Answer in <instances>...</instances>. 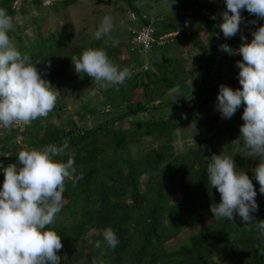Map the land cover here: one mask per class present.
I'll use <instances>...</instances> for the list:
<instances>
[{"label": "trees", "instance_id": "trees-1", "mask_svg": "<svg viewBox=\"0 0 264 264\" xmlns=\"http://www.w3.org/2000/svg\"><path fill=\"white\" fill-rule=\"evenodd\" d=\"M76 1L59 2L66 7ZM212 1L221 0L180 2V7L189 12L190 18L205 23L210 36L201 50L203 61L199 67L198 83L194 69L188 70L186 62L177 57L153 62L152 71H143L140 54L131 49V43H126L128 56L120 63L130 69L131 78L123 85L110 88H102L98 84L99 91H110L105 105L111 110L126 105H132L131 108L92 126L82 123L84 119L81 114L77 121L69 118L65 125L51 122L39 125L36 123L38 118L33 121V131L40 133L36 137L29 135L24 140L35 149L48 144L58 147L66 145L61 158L64 161L73 158L75 175L81 177L75 180L74 176L75 183L73 180L65 181V206L48 226L61 237L62 248L57 252L61 256L59 264H92L94 258L102 260L103 264H264V236L253 224L245 225L235 213L233 221H230L215 218L210 211L211 206L220 202V194L214 187L210 188L207 179V166L212 156L209 152L228 156V151L222 143H214L206 135L211 131L218 133L220 128L211 125L205 130L204 139L184 152L174 150L170 138L171 131L182 124L203 122L208 103L217 93L214 88L215 75L230 62L242 60L238 51L230 46V40L218 36L215 20L211 18L214 16ZM13 2L0 0V8L13 18L14 28L9 32L10 39L22 55L29 56L33 64L37 63L38 72L53 87V91L71 92L77 96L81 95L83 84L93 83L94 80L85 73H76L71 62L83 50L103 48L109 59L120 53L113 39L107 36L99 40L94 36L80 39L66 28L46 36L39 32L37 37L31 39L22 33L24 27L16 24L15 19L18 14L29 10L22 5L42 8L45 6L43 0H22L18 9L13 8ZM125 2L130 11L139 13L132 0ZM254 18L257 17L249 14L243 20ZM261 24H264V20L253 24L248 33L251 34ZM173 31L177 30H171L170 24H162V29L155 28L154 34ZM177 39L174 36L171 40ZM193 41L197 45V41ZM222 44H227L232 53L222 51ZM153 48L159 46L153 45ZM215 63L217 69H214ZM150 75L154 79L147 86L145 78ZM189 76L194 77L191 84ZM174 88L184 91L180 103L163 99L165 92ZM135 89L140 92L136 93ZM189 102L192 105L187 107ZM162 106H171L166 117L128 121L134 114ZM241 121L235 114L225 119V127L220 132L227 142L236 136L239 142H244L243 137L239 136ZM5 131L14 133L17 128L8 127ZM145 136L154 140L155 148L147 150L144 145L137 157L131 158V146L142 142ZM3 141L0 146L3 152L0 167L18 164L14 152L18 146L15 135L4 136ZM260 160H264V157L257 154L233 159L236 170H242L249 176L257 192L255 200L258 209L252 213L257 221L264 220V194L259 192V184L253 173ZM176 196L179 198L176 199ZM209 219L211 221L206 228L187 234L173 246H166L183 229ZM106 228L113 229L118 237L119 244L115 249H109L103 242L102 233ZM96 241L101 242L99 249L93 246Z\"/></svg>", "mask_w": 264, "mask_h": 264}, {"label": "clouds", "instance_id": "clouds-1", "mask_svg": "<svg viewBox=\"0 0 264 264\" xmlns=\"http://www.w3.org/2000/svg\"><path fill=\"white\" fill-rule=\"evenodd\" d=\"M219 28L225 38L235 35L242 20L241 10L264 20V0H224ZM215 19V16L211 17ZM114 26L113 17L104 15L93 35L99 40ZM13 18L0 8V127L8 128L16 122L28 124L45 117L54 108L58 91L41 77L31 58L22 55L10 39ZM250 42L238 48L242 60L239 69L238 89L221 84L215 109L223 119L231 118L243 103V124L239 136L246 146L259 157H264V24L251 33ZM242 41L246 38L241 36ZM220 49L229 54L227 44ZM76 73H85L102 88L120 86L131 78L129 68H119L103 48H88L71 60ZM190 77L191 80L194 78ZM67 146L48 144L39 149L20 150L18 164L0 167L4 179L0 184V264H59L61 237L48 226L63 206L65 181L80 179L76 176L73 158L61 157ZM233 158L213 154L207 166L209 186L220 194V202L210 207L215 218L233 221L234 213L246 224H253L264 236V220L257 221L252 213L258 209L257 195L252 180L244 171H237ZM259 192L264 194V160L253 169ZM75 176V180L73 177ZM109 249L119 244L113 229L102 233ZM99 249L101 242L93 245ZM264 254V251H262ZM92 264H103L94 258Z\"/></svg>", "mask_w": 264, "mask_h": 264}, {"label": "rangeland", "instance_id": "rangeland-1", "mask_svg": "<svg viewBox=\"0 0 264 264\" xmlns=\"http://www.w3.org/2000/svg\"><path fill=\"white\" fill-rule=\"evenodd\" d=\"M61 0H43L45 5L42 8L29 7V4H24L21 7L29 10L20 13L15 19V23L22 28V33L27 37L33 39L37 37V33H41L46 36L49 33H57L62 28H66L72 31L73 36L76 38H91L97 28L101 18L104 15H110L113 17L114 26L112 31L107 34V38L113 39L114 46H118L120 53L114 55L110 59L119 68L126 67L125 64L120 63L122 59L127 58V45L131 43L126 27L128 24L130 9L125 0H78L74 3L69 4L66 7L60 5ZM181 0H132V4L138 8L139 13L146 14L148 17L154 20L155 28L161 30L162 24H170V29L173 31L169 43L166 46H159V48H152L150 51L140 54V61L142 62V70L150 72L152 71V63L168 59L170 57L181 58L186 62V68L195 71V81H200L199 67L203 61L201 53L202 47L210 39L209 33L205 27V23L202 21H196L190 18L189 12L182 10L180 7ZM20 8V7H19ZM224 0L212 1V12L215 16V23L217 26V34L220 38L230 40V46L234 51H238L240 45L244 42H250L252 39L251 34L248 32L253 28V24L261 23L263 20L254 18L252 20H243L249 14L241 12V23L238 32L230 38H225L219 28V24L222 22V13L225 11ZM177 37V40L172 42V37ZM241 36L246 38L242 41ZM171 40V41H170ZM197 41V45L194 41ZM125 46V47H124ZM217 63H215L214 69H217ZM146 67V68H144ZM239 69L236 67V62H230L223 66L221 72L215 75L214 88L217 93L213 99L208 103V110L203 114V122L197 123H186L178 126L176 129L171 131L170 138L173 149L176 151L184 152L192 147H195L201 139L205 137V130L211 125L220 128L218 133L211 131L206 136L211 139L214 143H222L223 147L228 151V156L233 159L238 156H246V158L254 156L256 153L251 151L244 142H239V137H234L232 141H226L220 130L225 127V119H223L218 111L215 109V103L217 94L219 91V85L224 84L232 89H238L242 87L238 81ZM154 78L146 77L145 84L150 86ZM193 80V79H192ZM93 81L90 85L83 84L81 86V95L77 96L71 92H58L57 100L54 108L45 117L38 118L39 125H46L47 122L54 123L56 125H65L67 120L70 118L77 121L78 116L81 114L84 121L82 122L85 126L96 125L98 121L106 120L112 116L119 115L123 111L132 107V105L119 106L116 109H112L105 105V101L110 96V91L106 92L99 91V84ZM125 84V83H124ZM139 89V87L137 88ZM135 89L136 93H139ZM135 93V92H132ZM184 94L183 90L174 88L168 92H165L163 99L165 101H171L174 103H180V96ZM134 95V94H133ZM136 97L133 99L135 101ZM145 101L144 97L142 98ZM154 103H157L155 101ZM192 102L187 104V107L191 106ZM171 106H162L159 109H150L146 112L134 114L128 118L131 119H142V118H160L166 117ZM245 105L242 103L241 106L235 112V116L241 119L242 112ZM93 109V110H92ZM92 110V111H91ZM244 123L243 120L241 121ZM127 127V124L123 125ZM34 124L31 121L28 124H24L17 128V131L12 133L5 131L6 128L0 129V146L4 142V136L15 135L18 146L15 147V156L20 150H31L34 146L24 140V138L38 136V132H34ZM32 131L29 133V131ZM28 139V138H27ZM229 144V145H228ZM146 146L147 150L155 148V142L150 136H145L142 142L133 144L130 150V157L136 158L139 151L143 146ZM228 146V147H227ZM214 153L209 152V155ZM3 155L0 150V156ZM17 159V158H16ZM4 179L3 173L0 174V184ZM179 196H176L178 199ZM66 199H63V206H65ZM62 206V207H63ZM210 219L203 221L195 226L187 227L183 229L178 236L169 240L166 246H173L176 243L181 242L185 236L192 232H197L208 226ZM76 264V263H75Z\"/></svg>", "mask_w": 264, "mask_h": 264}, {"label": "built area", "instance_id": "built-area-1", "mask_svg": "<svg viewBox=\"0 0 264 264\" xmlns=\"http://www.w3.org/2000/svg\"><path fill=\"white\" fill-rule=\"evenodd\" d=\"M22 0H14L13 8L18 9L21 5ZM129 23L126 27V32L128 33L132 48L138 53H145L153 48V45L164 46L169 42V38L173 33H165L161 35H155L154 20L143 13H134L130 11L129 13ZM147 21V22H146ZM146 68V67H144ZM24 125L22 122H16L14 125L10 126L12 128H18ZM3 127H0V129Z\"/></svg>", "mask_w": 264, "mask_h": 264}]
</instances>
